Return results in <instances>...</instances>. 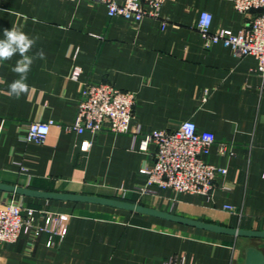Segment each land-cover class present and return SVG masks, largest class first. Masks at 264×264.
Here are the masks:
<instances>
[{
	"label": "crops",
	"instance_id": "1",
	"mask_svg": "<svg viewBox=\"0 0 264 264\" xmlns=\"http://www.w3.org/2000/svg\"><path fill=\"white\" fill-rule=\"evenodd\" d=\"M202 12L213 15L212 32L238 34L246 22L232 0H167L159 18L141 23L110 17L95 0H0V38L18 27L38 37L29 55L45 54L34 59L29 91L19 99L8 94L19 78L11 71L19 55L0 63V184L118 199L215 226L264 231L263 78L254 56L237 58L222 44L205 47L197 29ZM84 84L135 94L129 132L115 133L108 124L98 134L69 130ZM34 121L53 122L43 144L26 140L25 127ZM185 121L214 133L204 158L227 173L216 177L211 196L157 188L140 193L147 178L140 170L156 160V145L141 150L142 141ZM13 198L41 226L47 215L68 216L67 233L25 231L16 243L0 245V264H246L249 249L264 254L260 238L0 190V199Z\"/></svg>",
	"mask_w": 264,
	"mask_h": 264
},
{
	"label": "built area",
	"instance_id": "2",
	"mask_svg": "<svg viewBox=\"0 0 264 264\" xmlns=\"http://www.w3.org/2000/svg\"><path fill=\"white\" fill-rule=\"evenodd\" d=\"M107 6L110 17H120L141 23L145 18H159L162 6L167 0H95ZM234 9L245 15L246 22L238 34H227L225 30L211 31L213 15L202 12L197 29L204 39L205 47L222 44L230 48L237 58L254 56L257 72L263 78L264 88V0H232ZM79 69L72 77L78 79ZM135 94L120 90L110 84H84L81 90L78 115L69 130L83 134L89 131L98 134L108 124L115 133H127L134 119ZM52 121H34L26 125V140L43 144L50 134ZM5 122L0 117V137ZM214 133L200 131L192 121L181 123L174 131L154 130L141 143V150H147L152 142L156 145L155 164L140 170L146 183L139 188L142 194H154L152 188L170 190L175 193L203 194L211 196L218 175L227 170L207 163L205 156L215 143ZM89 142L82 144L84 151ZM224 152L226 148L223 146ZM235 212V207L226 206ZM22 200L0 199V245L16 243L21 234L28 230L36 233L48 231L66 235L68 216L47 215L45 225L35 223L24 214ZM51 244V243H49ZM171 264V263H168ZM183 264V263H182Z\"/></svg>",
	"mask_w": 264,
	"mask_h": 264
},
{
	"label": "water",
	"instance_id": "3",
	"mask_svg": "<svg viewBox=\"0 0 264 264\" xmlns=\"http://www.w3.org/2000/svg\"><path fill=\"white\" fill-rule=\"evenodd\" d=\"M0 190L17 193L19 195L41 197V198H46V199H58V200L103 204V205L131 210V211H136V212H140L144 214L154 215V216H158V217L165 218V219L174 220V221H177L183 224L195 226L198 228H202V229H206V230H210V231H214L218 233L229 234V235L239 236V237L264 239V231H250V230L233 229V228L215 226V225L203 223V222L192 220V219L178 217V216H175L169 213H164L161 211H157L155 209H151L148 207H144L141 205L129 203V202L118 200V199H109V198H103V197L84 196V195L40 192V191L31 190V189L18 188V187H14L10 185H5V184H0ZM246 264H264V254L255 248L249 249L247 252V263Z\"/></svg>",
	"mask_w": 264,
	"mask_h": 264
},
{
	"label": "clouds",
	"instance_id": "4",
	"mask_svg": "<svg viewBox=\"0 0 264 264\" xmlns=\"http://www.w3.org/2000/svg\"><path fill=\"white\" fill-rule=\"evenodd\" d=\"M33 22H39L33 18ZM38 37H30L27 33L18 27H12L10 30L5 29L3 38H0V63L11 60L14 56L19 55L11 71L19 77L9 84V96L19 99L23 94L29 91L27 83L28 73L34 63V59H45L43 50L35 53V56L29 55L34 47Z\"/></svg>",
	"mask_w": 264,
	"mask_h": 264
}]
</instances>
